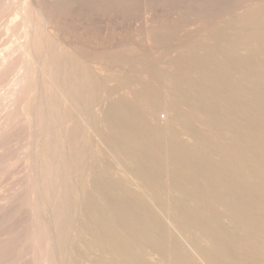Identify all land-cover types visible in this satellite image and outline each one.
<instances>
[{
	"label": "bare ground",
	"instance_id": "6f19581e",
	"mask_svg": "<svg viewBox=\"0 0 264 264\" xmlns=\"http://www.w3.org/2000/svg\"><path fill=\"white\" fill-rule=\"evenodd\" d=\"M36 9L38 14L42 13L38 6ZM32 28L27 26L23 33L27 41L22 47V75L15 80L10 97L14 100L20 95L21 87L24 91L30 87V91H26L29 100L35 93H40L39 85L40 89L63 85V89L57 91L61 101L70 107H79L80 111L89 114V118L80 122L77 114L79 118L74 120V128L68 131H72L70 136L64 138L60 132L55 133L52 141L46 140L47 146L52 145L39 151L42 167L35 177L31 175L29 165L37 146L25 157V184L17 182L24 185L27 197L23 212H28L32 218L30 224L25 225L21 248L12 251L16 259L23 261L30 256L33 264H264V132L262 123L257 122L264 113V31H252L240 37L242 39L234 40L231 45L234 49L229 53L225 51L224 60L211 54L191 60L190 64L203 80L216 85L213 97L226 92L240 107L241 111H235L227 118L222 111L214 112V107L210 110L202 105L205 91L199 86L193 94L180 86L175 93L169 94L173 95L170 101H164L156 90L142 88L136 93L137 100L119 98L109 102L101 115L95 116L92 110L101 100L96 78L89 74L82 78H62L55 72L57 60H51L48 52H43L38 35L42 36L44 31L39 33L35 31L40 29ZM47 39L45 42H50ZM105 95L109 96L110 92ZM46 98V95L42 96L43 101ZM51 111V121L60 125L61 109L52 108ZM163 111L170 114L172 125H162ZM237 117L249 122L242 124ZM84 127L90 129L92 139H83ZM38 130L39 136L41 131ZM3 180L2 183L6 182ZM17 182L14 184L18 185ZM9 185L15 190V185ZM23 204L22 201L19 206L23 208ZM13 215L9 216L13 218Z\"/></svg>",
	"mask_w": 264,
	"mask_h": 264
},
{
	"label": "rangeland",
	"instance_id": "374dc122",
	"mask_svg": "<svg viewBox=\"0 0 264 264\" xmlns=\"http://www.w3.org/2000/svg\"><path fill=\"white\" fill-rule=\"evenodd\" d=\"M33 3L35 4V7L33 6ZM31 6L33 7V12H31ZM37 6L43 14H38V9H36ZM29 11L33 14L35 13V15H30L31 13ZM21 14H23L24 16L26 15V20H28L29 16H31L32 19L29 18L30 22L29 20L26 21L23 15L21 17ZM42 18L44 19L42 20ZM263 18L264 0H0V160L1 158L3 160L0 161V182L2 181V179H6V182L3 180L4 183L1 182L0 184V197L2 195L6 197V200L5 197H1L5 201V203L0 198V200L3 202H0V253L5 254L6 256H0V260H4V262L0 261L1 264H6V261L7 264H13L15 260L16 263H19L20 261V264L23 261H25L23 264H33V259L30 256L24 258L22 261L21 258L19 259L17 257L19 259L18 260L16 259V256L12 254L14 248L20 247V245H22V237L25 234V227H27L25 225L30 224V220L32 218L28 212H23L27 200L24 191V185L21 186V183L23 184L25 182V178L27 177V173H25V157H27L28 154H31V152L37 146V149L34 150L35 153L37 151V154H33V158L30 160L29 165L30 173L33 177H35L40 172L39 169H41L42 167V160L39 159L38 155L40 156V152L45 150H42V148L52 145L50 144L47 146L46 140L50 139V141H52L51 139H54V136L57 133L59 134L60 132V134L64 138H66L68 134L70 136L72 131H68L69 129L74 128V120L79 118V116L80 118H83H79L80 122L87 121L89 118V114L80 111L79 107L77 109L76 106L71 105V107L75 110L73 111V109L68 104H65L63 101H61V97H59V93L57 91H59V89L61 88L63 89V85L58 86L59 88L48 85L47 87L40 89V85L38 84L39 86H37L39 89L37 88V90H39L38 92L40 93H38V95H36L35 93V96L32 95L31 97H29V100V93L26 91H30V87L25 89L26 91H24L23 87H21L22 90L20 91V95H16L14 100L10 97L13 86L15 84V80L17 79V77H19L22 71V63L24 60L23 48L25 47L24 45L27 41L25 40L26 37H24L25 34L23 33H25L27 26L31 28L33 27L32 30H34V28L35 30L40 29V31L38 30L35 32L41 33L44 31L42 33V36H40L41 34L38 35L39 40H42L40 41L43 44V52H48V56L50 55L49 58L51 57V60H57V67L55 72L60 73L62 78L67 77L68 79L69 76H71L72 78L80 76V78H82L83 76L85 77L86 74H89L94 79H97H95V81L100 89L101 100L92 110V114L94 113L95 116L101 115L102 110L107 107L109 102H116L120 99H126L128 101L137 100L136 93L139 91V89L142 88H151L153 90H156L164 101H170L173 95L169 94L175 93L176 90L180 88V86L184 87L186 90L188 89L190 94L196 93V86H199L200 88L203 87L205 91L203 92V94L205 93V97L202 105L210 108V110H212V108L214 107V112H216L217 110L222 111L228 118V116L232 115V113H235V111H241L240 107L233 103L230 95L226 92L225 93L227 97L224 95L225 93L221 95H215V97H213L216 85L203 80L200 73L197 72L198 70L194 68L190 63L197 60V58H203V55L206 56L209 54L215 56L220 61L221 59L224 60L223 55L227 54L226 52L229 53L232 49H234L232 47L234 44V40L242 39L243 37H245L249 33H253L254 31H264ZM34 19L35 21H33ZM240 19L244 20L242 24L240 23ZM23 20L25 21V23ZM21 22L23 23L21 24ZM35 22L40 24L39 27L41 26L43 30H41V28H39L38 24H36ZM17 25H20L22 27H18ZM241 27H243V29ZM234 31L239 33L237 34L235 32V34ZM231 32H233L232 34L234 35H232ZM45 37H48L47 41L49 40L50 42L46 43ZM230 38L233 40L231 41ZM1 42L3 43V47L1 45ZM44 44L46 46H44ZM206 44H208L209 46ZM205 45L207 48L205 47ZM215 48H217L218 51L220 48V50L222 49L224 50V52H226L224 53L222 50L218 52L217 50H215ZM225 48H227V50H225ZM49 49L50 51H52L53 55H51ZM200 51L203 53L200 54ZM192 52L195 53L193 54ZM189 54H192L191 56L193 57V59ZM8 56H10L9 59ZM186 63L188 64L186 65ZM59 64L62 66H60ZM65 69L67 71H65ZM150 70L152 71V73L150 72ZM178 70L180 73L178 72ZM190 73H193V75H191ZM156 77H158L159 79ZM174 78H176V81ZM160 81L161 84L159 83ZM149 83H151L152 85ZM62 84H64L63 81ZM32 85L33 87L36 86L35 84ZM105 91L110 92V95H105ZM44 95H46L47 98L43 101L42 96ZM49 95L51 99H49ZM223 95L226 98H224ZM210 96L214 99L212 100ZM227 98L230 99L228 100ZM20 100L22 101V103ZM55 100H58L57 102L61 103H56ZM214 100L217 102H215ZM211 101L215 104H213ZM7 103L10 104V107H8L9 104ZM29 103L30 105H32L30 106ZM217 103L219 104V106L217 105ZM229 103L233 106H230ZM49 107L51 109L54 108L55 110H57L58 107L59 109H61V120L59 121L66 125L63 126L64 128L61 125L62 123H60L59 125V123L51 121V115L53 111H51ZM78 110L80 111V113ZM6 111H8V113ZM36 111L37 113L35 115ZM46 111L49 112L46 113ZM76 111H78V113H76ZM42 112L43 114H41ZM166 112L167 111H163L161 115V123L165 127L172 125L171 123L173 122L169 121V118H171V116L168 117L170 114L167 112V115ZM46 114L48 115V118ZM29 115H32V117L29 118ZM7 116L9 117L7 118ZM70 116H72L73 119ZM263 116L264 113L258 117L259 121H257V119L256 121L262 123L260 124V126L262 127V130L264 132ZM237 119H239L238 121L241 120V118L238 117L236 118V120ZM167 120L169 121V125H167ZM245 121L247 120L243 118L240 122L243 124L245 123ZM30 122L31 124L28 125V123ZM4 124L5 126H3ZM38 129H40V133H42H39V136ZM84 131H82L83 133L81 134V136L84 137L83 139H92L93 135L90 129L84 127ZM46 132L48 133L46 134ZM27 133H29V136ZM45 135L50 136V138H47ZM42 141L45 143H43ZM36 156L37 158H35ZM19 174H21L20 177ZM6 176L8 178H4ZM17 180L21 183H18ZM14 182H17L18 185L20 184L22 188L17 184H14ZM9 184H12L11 187L15 185V190L13 189L14 187L10 188ZM7 185L11 189L10 193L8 191L9 188L7 187ZM3 188L7 189L2 192ZM20 190L22 193H20ZM6 191L8 193H4ZM12 192L13 195L10 196ZM18 193H20V196ZM21 194L22 198H19L21 197ZM8 196H10V198ZM23 198L25 199V201L23 200ZM17 199L22 200L19 203ZM22 201L24 202V207L22 205L23 208L19 206L21 205ZM14 210L17 213L14 212ZM12 212H14L15 215H13ZM7 213L8 217L6 216ZM18 213H20V215ZM9 215L11 217L13 215V218H11ZM9 219L11 221L10 223ZM6 223L9 224L7 225ZM10 231L15 232L13 233ZM19 238L21 239L20 241ZM10 239L12 240V242ZM2 243L4 244L2 245ZM6 243H9V245H7ZM8 250L10 253L8 252Z\"/></svg>",
	"mask_w": 264,
	"mask_h": 264
}]
</instances>
